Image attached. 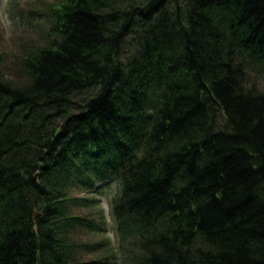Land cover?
I'll use <instances>...</instances> for the list:
<instances>
[{
    "label": "trees",
    "instance_id": "16d2710c",
    "mask_svg": "<svg viewBox=\"0 0 264 264\" xmlns=\"http://www.w3.org/2000/svg\"><path fill=\"white\" fill-rule=\"evenodd\" d=\"M35 15L0 58V264H264V0ZM112 184L117 247L71 195Z\"/></svg>",
    "mask_w": 264,
    "mask_h": 264
},
{
    "label": "rangeland",
    "instance_id": "374dc122",
    "mask_svg": "<svg viewBox=\"0 0 264 264\" xmlns=\"http://www.w3.org/2000/svg\"><path fill=\"white\" fill-rule=\"evenodd\" d=\"M54 0H0V58L1 63L12 69L22 61L23 51L34 44H40L41 38L47 32L45 21L36 16L43 13ZM41 10V11H40ZM32 11H37L32 13ZM14 67V68H15ZM6 69V71L8 70ZM17 74V71L14 72ZM11 74V73H10ZM10 79L11 77L8 76ZM118 187L112 184L103 188L101 195H90L81 189L71 192V195L91 199L85 206L74 211V214L96 221H104L107 230L100 234H86L88 240L111 239L117 247L116 224L110 213V202L117 193ZM101 253L89 256L98 257Z\"/></svg>",
    "mask_w": 264,
    "mask_h": 264
}]
</instances>
